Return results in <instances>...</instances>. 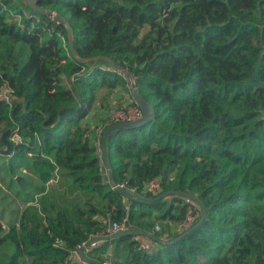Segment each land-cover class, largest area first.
Returning <instances> with one entry per match:
<instances>
[{
    "label": "trees",
    "instance_id": "1",
    "mask_svg": "<svg viewBox=\"0 0 264 264\" xmlns=\"http://www.w3.org/2000/svg\"><path fill=\"white\" fill-rule=\"evenodd\" d=\"M37 5L69 22L80 58L109 62L76 60L65 28L50 14L22 0H0V87L6 83L12 90L9 102L0 98V149L7 129L23 139L13 144L7 167L14 176L24 167L42 185L58 172L69 179L66 197L85 198L60 203L36 186L7 230L0 220V247L9 251L0 255V264H77L69 254L99 233L98 215L126 218L129 230L166 240L181 232H154L153 220L173 225L188 208L199 217L198 205L187 198L144 203L109 185L82 121L97 89L122 87L136 105L121 69L155 116L110 133L115 182L140 191L158 179L157 193L143 197L187 192L201 200L206 214L188 234L155 244L152 253L127 235L102 240L86 255L101 262L109 253L113 264H264V0Z\"/></svg>",
    "mask_w": 264,
    "mask_h": 264
},
{
    "label": "water",
    "instance_id": "2",
    "mask_svg": "<svg viewBox=\"0 0 264 264\" xmlns=\"http://www.w3.org/2000/svg\"><path fill=\"white\" fill-rule=\"evenodd\" d=\"M22 3L25 4L26 6H28L29 8L33 9V10H38L41 12H47L48 14H50L52 16V18L54 20H56L58 23H60L65 28L69 50H70L72 56L76 60H78L80 62H88V61H94V60H98V59H104V60L109 62V60L106 57H92L89 59L80 58L74 49L72 28H71L69 22L62 15H60L59 13H55L52 10H48V9L39 7L37 5V0H22ZM261 39H262V42L264 45V26L262 27V30H261ZM111 64H113V63H111ZM120 71H122V73L125 75V77L128 81L130 94H131L132 99L135 102V104L141 109L142 117L139 120L133 121V122H120V123L110 124L102 132V135H101V156H102L103 167L105 170V175L107 177L109 185L111 186V188L115 189L120 194H122L125 198L137 200L139 202H144V203H151V202L158 201V200H161L163 198H166V197H169L172 195L180 196L182 198H187L188 200L195 202L198 205L200 214H199L198 220L192 226L185 229L177 237H175L171 240H166V239L157 237L153 233L145 232L142 230H126V231L115 233L112 235H107V236H102V237L99 236V237L92 238L89 241L85 242L84 245L79 250L81 259L83 261L88 262L89 264H100V262H98L96 260H92V259L86 257L84 254V249L95 241L112 239V238H116L119 236H127V235L136 236V235H139V236L146 237L149 240H151L155 243H158V244H162V245L171 244V243L175 242L176 240L180 239L181 237L185 236L186 234H188L194 228H196L203 221L205 214H206L204 204L201 202V200L198 197H196L195 195H192L190 193L182 192V191H165V192H162V193H160L154 197L147 198V197H141V196H137L133 193H130L129 191L120 188L117 185V183L115 182L113 174H112V170H111L108 152H107V141H108V137H109L110 133L112 131H115V130L140 127L142 125H145V124L151 122L155 116V111H154L153 106L150 104V102H148L141 95L139 89L135 86V84L132 81V78L128 74V72H126L122 69ZM10 133H11L10 129H7L1 134V140H2L3 144L5 145V148L0 149V154L9 155L12 152L13 144L8 139Z\"/></svg>",
    "mask_w": 264,
    "mask_h": 264
},
{
    "label": "built area",
    "instance_id": "3",
    "mask_svg": "<svg viewBox=\"0 0 264 264\" xmlns=\"http://www.w3.org/2000/svg\"><path fill=\"white\" fill-rule=\"evenodd\" d=\"M11 94H12V90L9 88V86L6 83H4L0 87V98L9 102L10 98H11V96H10ZM141 117H142V111L137 105L125 104V105H119V106L112 108L108 112L107 118L105 120H107L106 124L110 125V124L120 123V122L137 121ZM100 133L102 135V129L99 131V137L101 136ZM8 139L12 142V144H18V143H21L23 141L22 137L17 132H14V131L12 133H10ZM96 147H97V151L100 153V156H101V141L100 140H98V144ZM101 159H102V156H101ZM54 181H55L54 176H52L47 181L46 185L51 184ZM117 185L120 188L125 189V190L129 191L130 193H133V194H135L137 196H141V197H143L142 194L155 195L159 189L158 179L149 180L148 182H146L144 184V186L141 188L140 191H138V189L135 186H128L127 182H123V183H120ZM197 217H198L197 214L192 210V208H188L184 217L180 221L174 223L171 226V230L173 232L180 233V232L184 231L185 229L189 228L190 226H192L196 222ZM101 222H102L101 230L99 231L98 234L94 235L92 238L99 237V236L102 237V236L112 235L115 233H119V232L129 230V225L127 223L126 218H124L121 221H114V220H111L109 217H107L104 220H102ZM157 230H159V227L156 225L155 231H157ZM92 238H90V239H92ZM133 239H134V241H136L138 243V248L141 251H144L145 253H152L155 249V244H158V243H155V242L149 240L146 237L139 236V235L133 236ZM99 242L100 241H95L84 249V254L86 257H88L86 255V252L89 250L95 249L98 246ZM83 245L84 244L76 247L75 249H73L70 252L69 259L72 262H76L77 264H89L88 262L83 261L80 257L79 250ZM90 259H92V258H90ZM100 264H113L112 258H111L109 253H106V255L101 260Z\"/></svg>",
    "mask_w": 264,
    "mask_h": 264
},
{
    "label": "rangeland",
    "instance_id": "4",
    "mask_svg": "<svg viewBox=\"0 0 264 264\" xmlns=\"http://www.w3.org/2000/svg\"><path fill=\"white\" fill-rule=\"evenodd\" d=\"M17 19L19 20V18ZM109 92L110 90L101 88L97 89L95 94L96 96H100ZM7 161L8 155L0 154V220L2 221L4 230H7V225L16 219L20 208L29 204V200L34 195L36 186H38V188L43 186L44 190L53 193L60 203H64L66 200L72 202L74 196L80 198L81 202L84 201L85 198L80 195L66 197L65 186L68 184L69 179L61 177L58 172H55V174L53 173L55 179L53 183L46 185V182L42 185L35 176H33L30 171L24 169V167L15 170V174L18 177L14 176L7 167ZM20 180L25 183L29 182L28 184H30L31 187L26 186L25 183L20 182ZM160 214L161 212L157 213L156 216H159ZM99 216L101 217V221L108 217L102 215ZM155 225L160 226L159 231H155ZM171 226L172 223L168 220L156 219L152 221V231L157 233H167ZM3 253H9V251L4 247H0V255Z\"/></svg>",
    "mask_w": 264,
    "mask_h": 264
},
{
    "label": "crops",
    "instance_id": "5",
    "mask_svg": "<svg viewBox=\"0 0 264 264\" xmlns=\"http://www.w3.org/2000/svg\"><path fill=\"white\" fill-rule=\"evenodd\" d=\"M129 102L130 96L122 87H118L105 95L95 96L90 111L82 121L83 125L89 129L90 138H92L95 146L98 144L99 131L106 125L107 120L105 119L108 112L116 106L129 104ZM95 218L101 220L99 215ZM157 226L160 227L159 225Z\"/></svg>",
    "mask_w": 264,
    "mask_h": 264
}]
</instances>
